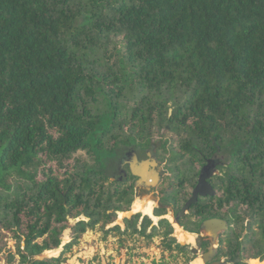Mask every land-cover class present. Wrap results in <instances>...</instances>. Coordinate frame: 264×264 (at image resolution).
<instances>
[{"label": "trees", "instance_id": "16d2710c", "mask_svg": "<svg viewBox=\"0 0 264 264\" xmlns=\"http://www.w3.org/2000/svg\"><path fill=\"white\" fill-rule=\"evenodd\" d=\"M122 149L165 162L158 217L217 159L216 194L180 225L226 220L216 259L264 261V0H0L1 260L62 264L100 228L192 263L167 220L116 225L137 196L131 176L107 184Z\"/></svg>", "mask_w": 264, "mask_h": 264}, {"label": "rangeland", "instance_id": "374dc122", "mask_svg": "<svg viewBox=\"0 0 264 264\" xmlns=\"http://www.w3.org/2000/svg\"><path fill=\"white\" fill-rule=\"evenodd\" d=\"M121 155V153H120ZM109 176L107 180V184H111L112 178L117 174L116 169L109 170ZM219 173V172H218ZM167 174V173H165ZM139 203L141 205H148L149 203L153 204V211L151 213L152 216H146L144 213H134L135 205ZM160 205L155 201V195L153 193H149L146 191H139L136 200L132 206L133 215L129 216L128 214L120 215L118 214V220L116 225L121 226L122 229H125L126 225L124 223L125 219H129L135 214H140L141 218L139 221V225L141 226L143 219L145 217H149L152 221V225L157 226L160 220H167L174 228L173 236L176 238L177 242L180 243L178 238V229H181L178 225H176L172 212L167 213L163 217H158L155 215L154 210L159 208ZM154 215L155 218H152ZM82 220H86L85 218H81ZM75 221L72 222L74 224ZM114 227V225L107 228L110 229ZM184 233L186 232L183 228L181 229ZM151 232V228L148 229L147 233ZM187 233V232H186ZM71 231L68 230L64 233L62 238V247L56 255L51 253L44 254L39 258V260H43L50 257H59L63 251V247L71 241L70 239ZM190 234V233H189ZM194 237V242L191 239L186 243V245L190 246V248L197 249L201 251V246L203 243L204 237L201 234H191ZM7 248L14 249V241L7 240L6 241ZM207 250V247H206ZM3 253L0 254V256ZM260 260V259H256ZM225 262L229 263L225 259L218 260L215 262ZM2 264H5V261L1 260ZM261 262H264L261 260ZM62 264H187L185 258L181 255H178L176 252H167L162 246L161 239L155 238L150 241L145 237L138 236H126L121 235L117 232L106 233V231L101 230L100 228L95 229L94 231H88L81 239L80 243L74 247V249L64 256V261ZM190 264H204L202 260V255H196V259ZM248 264H258L252 263V260L249 261Z\"/></svg>", "mask_w": 264, "mask_h": 264}, {"label": "water", "instance_id": "95a60500", "mask_svg": "<svg viewBox=\"0 0 264 264\" xmlns=\"http://www.w3.org/2000/svg\"><path fill=\"white\" fill-rule=\"evenodd\" d=\"M152 158L151 154H148ZM128 158L130 161L127 164L130 166V172L133 177L137 178L136 188H157L161 182L160 172L162 167H158L156 161H143L138 164V158L134 152L129 153ZM220 163L217 160H210L208 164L202 169L200 177L198 179V184L192 193V198L185 204L182 210L177 213L176 216L173 215L175 223L180 227V220L185 218L189 213L191 207L196 204L199 199L214 196L216 194L214 188L210 184L214 176L218 174V168ZM158 167V168H157ZM157 168V169H156ZM230 229V225L226 220L222 219H208L202 222L200 225V234L204 237V242L208 244V250L202 254V260L204 264H211L215 261L220 241L223 238L224 234ZM193 253L199 255L200 251L193 249ZM261 262V260H252V263ZM235 264L240 263V259L234 261ZM215 264H228L225 262H215Z\"/></svg>", "mask_w": 264, "mask_h": 264}, {"label": "flooded vegetation", "instance_id": "af4514ba", "mask_svg": "<svg viewBox=\"0 0 264 264\" xmlns=\"http://www.w3.org/2000/svg\"><path fill=\"white\" fill-rule=\"evenodd\" d=\"M131 152H134L136 154V156L138 158V164H140L143 161L151 160V161H156L158 163V167H162V171L160 172V176H161V182H160V184L164 181V179L166 177V174H165L166 173L165 162L159 160L157 158V156L154 153H152L151 151H149V150L148 151H145V153H140V152H138L135 149H122L121 150V155L118 157V160H117V175L119 176V179L120 180L125 179L126 181H128L129 180V176H131L133 178V185L135 187L136 193L138 194V192L140 190L141 191H146V192H149V193H153L155 195V201L160 205L161 204L160 197L158 196V193H159L158 188H159L160 185L157 188H145V187L138 188V189L136 188L135 184H136L137 178H135V177L132 176V174L130 172V166L127 164V162L130 161V158H128L127 155L129 153H131ZM149 153L151 154L152 158L149 157V155H148ZM214 160H217V159H214ZM169 212H172V211H169ZM173 213L174 212H172V214ZM176 215L177 214H174V216H176ZM203 243H205V242L203 241ZM203 243H201V244H203ZM207 246H208V244H207Z\"/></svg>", "mask_w": 264, "mask_h": 264}, {"label": "bare ground", "instance_id": "6f19581e", "mask_svg": "<svg viewBox=\"0 0 264 264\" xmlns=\"http://www.w3.org/2000/svg\"><path fill=\"white\" fill-rule=\"evenodd\" d=\"M153 211V204L149 203L148 205H141L137 203L134 207V213H144V215H151ZM129 216L133 215L132 213H128ZM177 225V224H176ZM182 229V228H181ZM181 229H178V238L180 240L181 244H186L191 239L192 242H194L193 235L189 233H184ZM59 251L52 252L51 254L56 255Z\"/></svg>", "mask_w": 264, "mask_h": 264}]
</instances>
